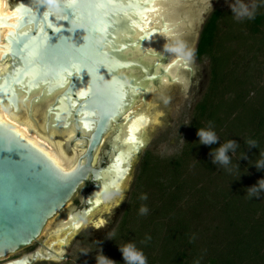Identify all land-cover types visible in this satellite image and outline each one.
Listing matches in <instances>:
<instances>
[{"label": "water", "instance_id": "obj_1", "mask_svg": "<svg viewBox=\"0 0 264 264\" xmlns=\"http://www.w3.org/2000/svg\"><path fill=\"white\" fill-rule=\"evenodd\" d=\"M186 2L178 0L174 7L178 29L163 39V49L149 57L152 63L140 54L128 56V50L151 33L164 30V23L154 22L150 0H60L57 10L49 9L42 0H17L9 5V16L0 14V24L7 28L0 62L10 65L0 77V106L3 109L5 101L18 112V91L22 90L25 98L32 90L37 92L27 102V117L46 129L62 131L57 132L60 139L70 153L76 143L77 154L74 167L65 171L0 121V260L32 247L48 224L82 195L88 208L69 215L41 249L16 264L32 263L28 259H65L69 240L90 219L125 196L129 190L126 182L147 147V127L157 123L162 113L149 120L138 112L139 118L129 119L143 106L140 103L120 120L122 123L115 119L134 86L130 77L144 89L149 86L151 92L154 87L160 92L165 86L159 79L164 67L174 61L166 43L177 36L183 39L187 33ZM185 68L191 70L188 65ZM178 78L171 77L168 82L179 83L182 80ZM78 88L87 89L83 97L76 93ZM44 90L49 99H36L46 97ZM148 96L142 92V101ZM60 100L72 114L71 123L61 120L59 127H54L50 119L56 116ZM82 124L93 126L89 135L82 132ZM72 131L74 137L69 138ZM89 183L94 184L91 190L87 189ZM109 191L116 195L106 200L103 194Z\"/></svg>", "mask_w": 264, "mask_h": 264}, {"label": "trees", "instance_id": "obj_2", "mask_svg": "<svg viewBox=\"0 0 264 264\" xmlns=\"http://www.w3.org/2000/svg\"><path fill=\"white\" fill-rule=\"evenodd\" d=\"M226 17L233 19L215 9L203 24L195 53L209 59L208 84L180 154H147L135 204L124 212L120 234L147 264H264V191L259 198L249 194L258 182L264 185V169L255 164L264 160V10L251 22ZM209 121L218 142L201 144L197 130ZM230 140L238 147L224 169L212 163L210 152ZM142 194L151 202L145 215Z\"/></svg>", "mask_w": 264, "mask_h": 264}, {"label": "rangeland", "instance_id": "obj_3", "mask_svg": "<svg viewBox=\"0 0 264 264\" xmlns=\"http://www.w3.org/2000/svg\"><path fill=\"white\" fill-rule=\"evenodd\" d=\"M15 1L17 0H8V6ZM186 1L187 2L183 4L185 14L184 17L188 18L189 27L187 29V33L183 34L182 38L184 39L186 44L196 52L198 39L207 17L215 9L222 10L227 14L233 16L232 10L229 6L233 3V0H199L197 2L194 0ZM243 2L249 6L255 5L254 14L262 13V11L264 10V6L259 3V0H243ZM171 16L174 15L171 14ZM226 18L228 22H251L252 20H237L234 16L233 19H229V17ZM174 25H176V22L174 23ZM164 28L166 29V27ZM176 29H178V26ZM136 48H138V46ZM154 51L149 56L155 54L158 49H155ZM157 65H159V63ZM188 67L191 70L186 69L185 66L180 67L177 65L174 67L176 70L174 69V71H170V74H174L173 76L175 77L177 73L176 71L178 70V76L180 77L179 79L182 80L181 82H167L166 84H164L165 86L161 89L160 92H156V88L154 87V91L150 93L153 94V96L150 95L147 98L150 101L152 99V103L149 102L150 104H152L151 109L147 110L148 105H145L142 102V98L138 100V104L136 106L142 103L143 107H140V109H136L134 113H145V115L147 114L150 119H153L160 113L162 114L158 116L157 123L151 124L146 132L147 147L143 150L140 161L135 165L133 169L132 178L126 182L129 190L118 203L112 202L109 208L90 219L85 224L83 229L69 240L65 251L66 256L70 259V262L67 264L123 263L121 259L122 254L119 250V247H123L129 243H132V241L131 239H126V236H121V223L123 222V216L126 208L135 204L136 197L133 195L135 191L134 187L137 183V177L140 175L143 159L147 156V154H149L150 158L154 159L172 158L180 154L186 141V136L189 128L188 126L191 123L193 117L194 106L203 96L208 84L209 59L206 58L203 60H199L195 55L194 61L190 65H188ZM164 70H166V67H164ZM131 71H133L134 73V70ZM162 78H160L159 80L162 81ZM169 78H171V76ZM129 80L134 82V86L130 88L129 94L126 96L125 105L122 107L119 117H121L125 111L130 112L135 108V106L133 105V99L135 98L134 96H136V94L138 95L139 93L143 92V94L145 95L146 91H151L149 86H146L144 89L140 82L135 80V78L130 77ZM39 87L41 88V86ZM86 92L87 90L84 92V95ZM146 95L148 94L146 93ZM38 98H40V96H38L36 99ZM165 100H167V103H165ZM27 105L29 106V103ZM22 110L24 111V113L21 115V120H18V118H16V122L27 129L32 135H35L41 141L43 140L44 143L53 148L55 151L62 150L61 146L59 145V143L62 142L64 147V150L62 151L66 152V154L65 152L64 154L65 159H67L65 164L67 167H70V165H72L77 158V154H75V149L73 148L76 143H74L70 148V150L72 151V153H70L64 143V140L60 139L59 136L61 135L55 133V130L53 128L50 131L49 136H46L49 140H47L45 137L43 138L42 135L39 134V132H36L34 126L22 123L27 118L28 112L27 107L22 106ZM67 113L63 116L62 120L65 121L64 117L69 114ZM73 137L74 134L72 131V138ZM140 201V208L142 206H145L147 207V209H149V206H151V202L141 199ZM76 209L77 206L72 204L65 210L62 215H60L52 223L50 222L46 227L42 238L39 239V241L34 245H37L38 243L43 244L48 236L54 233L58 229L59 225L65 219H67L69 214ZM36 247L38 248L40 246L37 245ZM37 250H39V248ZM11 257L1 259L0 261L8 260Z\"/></svg>", "mask_w": 264, "mask_h": 264}, {"label": "bare ground", "instance_id": "obj_4", "mask_svg": "<svg viewBox=\"0 0 264 264\" xmlns=\"http://www.w3.org/2000/svg\"><path fill=\"white\" fill-rule=\"evenodd\" d=\"M7 1L8 0H0V14H3L4 17L9 16V13H10V11L8 10L9 6H8ZM150 4L153 7V8L152 7L151 8H152L154 22L164 23V26L166 27V29L164 28V30L162 32L161 31H154L143 42H141L138 45V48L134 47L132 50H128L129 51L128 56L134 57L137 54H140L143 56V59L148 61V63H150L152 60L149 58V57H151L149 55L152 54V52L155 49H159V48L163 49L165 46L164 43H163L164 45L161 44L163 39L166 40L169 36L171 37V34H174V32L176 31V28L178 26V25L177 26L174 25L175 21L173 20V16H171V14L174 15V7L178 4V0H150ZM168 28H170V29H168ZM6 34H7V29L2 24H0V40H1L0 41V56L3 55V53H4V51H2V49L6 50L5 47H2V46H6V44L2 43V39L5 37ZM171 56H174V54H172ZM0 59H1V57H0ZM159 65H160V63H159ZM176 65H178L180 67L182 65L186 66L182 62L177 63V58H175V56H174L173 64H171V66L169 65V67H166V70L162 73V75L160 77V78L164 77V78H162L163 84H166L168 82L170 76L172 78H174V76H173L174 74L171 75L170 71L171 70L174 71V69H175L174 67ZM9 68H10L9 64L0 62V77H3V75L9 70ZM158 70H159V68H157V71ZM176 72H177L176 75L178 76V74H179L178 70ZM178 80H180V79L178 78ZM41 89L42 88L39 87L37 89V91L39 92V90H41ZM86 90L87 89L85 88V89H83V91H81V88H78L76 90V93L78 94V96H84V92ZM43 92L44 93L42 95H44V96L46 95V97H40L38 99L39 100L40 99H42V100L47 99L48 100L49 96L47 95L45 90ZM34 93H37V92L31 91L28 98H25L22 90L18 91L20 106H21V102H22L23 107H25V106L27 107V102ZM146 93H147V91H146ZM146 93H145V95H146ZM139 96H141V93H139L138 95L136 94V96H134L135 98L133 99V104L137 101ZM2 106H3V109L0 106V121L3 124L9 126L13 130H16L25 140H28L34 146L39 148L41 151L45 152L52 160H54V162L57 164V166H59L63 170L67 171V170H70L74 167L75 162L72 165H70V167L66 166L65 163H66L67 159H65V154L62 151L63 148H62V150L55 151L53 148L49 147L46 143H44L43 140L41 141L40 139H38V137H36L35 135H32L27 129H25L24 127H22L21 125H19L16 122V118L18 116L21 118V116H20L21 112L20 111L15 112L12 109V106H9V104L6 103L5 101H4V103H2ZM56 111H57L56 117L54 116L53 119L51 118L50 120L54 121L51 123V124H53L54 127H59L60 124L58 125L56 123L62 122L61 120H62L63 116L68 112L65 101H61L60 105H57ZM61 113H64V115L61 116ZM126 115H127V112L125 111L121 117L115 119V122L118 123V120L122 119ZM139 117H140L139 115L134 114V112H133L132 114H130L129 119L135 120ZM71 118H72V114H70V113L66 117H64V119L68 123H71ZM157 120H158V118H157ZM36 124H37L38 128L41 126V123L36 122ZM42 127H44V129H45V126H42ZM49 129H50V126L47 128V130L45 129V131L47 133H49L50 132ZM51 130H52V128H51ZM81 130H82V132L84 131V133L86 135H89L93 130V126H90L88 124H84V125L82 124ZM66 158H67V156H66Z\"/></svg>", "mask_w": 264, "mask_h": 264}, {"label": "clouds", "instance_id": "obj_5", "mask_svg": "<svg viewBox=\"0 0 264 264\" xmlns=\"http://www.w3.org/2000/svg\"><path fill=\"white\" fill-rule=\"evenodd\" d=\"M42 3L46 4L47 7L51 10H57L59 8L60 0H42ZM233 16L237 20L242 19H252L254 17L255 5L249 6L243 2V0H233V3L229 5ZM166 50L177 58V63L182 62L185 65H190L195 58V50L190 48L186 42L180 37H173L171 42L166 43ZM167 103V100H165ZM214 125L212 121L208 122L206 128H201L197 130V136L199 138V143L211 145L218 142L219 137L216 135ZM248 145L250 147H257L255 141H249ZM238 147V144L230 140L226 144H221L220 147L216 148L215 151L210 152V156L213 157L212 163L218 165L221 168L228 169L231 164V156L229 152L235 151ZM256 167L259 169H264V160L258 161ZM250 195L259 198L260 193L264 191V185H260L259 182L257 185L250 188ZM116 195L115 192H106L103 194L104 199L110 200L113 196ZM141 200H146L147 195L142 194L140 197ZM148 209L145 206L140 208V214H147ZM151 237H146V240L143 243H146L150 240ZM119 250L122 254L124 264H147L146 257L144 253L136 247L135 244L129 243L123 247H119Z\"/></svg>", "mask_w": 264, "mask_h": 264}, {"label": "flooded vegetation", "instance_id": "obj_6", "mask_svg": "<svg viewBox=\"0 0 264 264\" xmlns=\"http://www.w3.org/2000/svg\"><path fill=\"white\" fill-rule=\"evenodd\" d=\"M151 59V58H150ZM153 62V60H151V63ZM183 66V65H182ZM150 90H152V89H150ZM151 93V91L150 92H147V94L150 96H153V94H150ZM148 96V97H149ZM141 98V96H139L138 97V99H137V101L133 104L135 107H136V105L138 104L137 102H138V100ZM151 101H152V99H151ZM150 100H148L147 98L145 99V102H143L145 105H148V108H147V110H149V109H151L152 108V104H150L149 102H151ZM60 102H61V100H60ZM152 103V102H151ZM58 105H60V103H58ZM26 107V106H25ZM143 107V106H142ZM141 107V108H142ZM20 112H21V115H22V113L24 112L23 110H22V107L20 106ZM127 113H129V112H127ZM138 113V112H137ZM137 113H134V114H137ZM20 115V116H21ZM137 115H139V114H137ZM145 115V114H144ZM18 116V115H17ZM146 116H147V114H146ZM56 117V116H55ZM149 117V116H148ZM18 118V120H21V118L18 116L17 117ZM52 119H53V117H51ZM158 118V117H157ZM120 120L121 119H119L118 120V123H121L120 122ZM149 120H150V118H149ZM53 122V120L51 121V123ZM22 123H24V124H26V125H32V126H34V128H35V130H37L36 132H39V134H41L42 135V137L44 138H46L47 140H49L46 136H49V134H50V132L49 133H47L46 131H45V129H44V127H42L43 125L41 124V126L38 128L37 127V124H36V121L35 120H33L32 118L30 119L29 117H27ZM51 123H50V125H51ZM57 124V123H56ZM38 128V129H37ZM51 128L52 127H50V129H49V131H51ZM149 129V127H147V130ZM47 130V129H46ZM45 132V133H44ZM57 132H62V131H57V130H55V133H57ZM54 133V134H55ZM83 133H84V131H83ZM46 134V135H45ZM69 138H72V133H70L69 134ZM52 144V143H51ZM59 145L61 146V149L63 148V150H64V147H63V143L61 142V143H59ZM65 152V151H64ZM65 154H66V152H65ZM75 162V161H74ZM93 186H94V184H92V183H89L88 185H87V189L88 190H91L92 188H93ZM74 205H76L77 206V209L75 210V211H73V212H71L69 215H71L72 216V214H76V213H78V212H81L82 210H84V209H87L88 207L87 206H85L84 204H83V198H82V195H79L75 200H74V203H73ZM37 245H39L40 247H38L39 249L42 247V243H38ZM37 245H33L32 247H30V248H28V249H26V250H24V251H22V252H20V253H18V254H16L15 256H13V257H11L10 259H8V260H4V261H0V264H16V262L17 261H19V260H21L23 257H26V256H29V255H32L34 252H36L37 251ZM30 262H32V263H29V264H67V263H69L70 262V259L66 256V258L65 259H49V260H47V259H37V260H33V259H28ZM34 261V262H33Z\"/></svg>", "mask_w": 264, "mask_h": 264}]
</instances>
